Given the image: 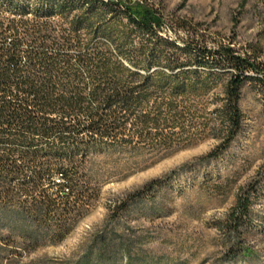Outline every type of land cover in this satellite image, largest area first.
Instances as JSON below:
<instances>
[{"label": "trees", "instance_id": "16d2710c", "mask_svg": "<svg viewBox=\"0 0 264 264\" xmlns=\"http://www.w3.org/2000/svg\"><path fill=\"white\" fill-rule=\"evenodd\" d=\"M163 20L113 0H0V203H40L50 216L81 200L95 153L163 151L210 123L224 142L208 158L228 149L244 87L264 92L262 49L211 47L185 21L175 28L189 41H169ZM211 96L210 120L200 115Z\"/></svg>", "mask_w": 264, "mask_h": 264}, {"label": "rangeland", "instance_id": "374dc122", "mask_svg": "<svg viewBox=\"0 0 264 264\" xmlns=\"http://www.w3.org/2000/svg\"><path fill=\"white\" fill-rule=\"evenodd\" d=\"M113 1L154 9L164 19L166 40L189 41L175 28L185 21L211 47L262 49L264 64V0ZM208 99L200 116L211 120L216 106L214 96ZM241 110L242 130L216 158L208 157L224 139L215 138L210 123L163 151L95 153L78 175L81 200L50 216L38 210L40 203H0V264H264V92L258 84L244 87Z\"/></svg>", "mask_w": 264, "mask_h": 264}]
</instances>
